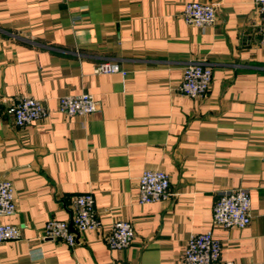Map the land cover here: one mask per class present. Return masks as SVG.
Instances as JSON below:
<instances>
[{"label": "crops", "instance_id": "1", "mask_svg": "<svg viewBox=\"0 0 264 264\" xmlns=\"http://www.w3.org/2000/svg\"><path fill=\"white\" fill-rule=\"evenodd\" d=\"M189 2L216 8L213 26L183 19ZM255 0H0V98L43 102L48 118L17 127L0 119V182L14 184L21 229L0 244V264H185L189 240L213 231L222 260L264 264V47ZM104 62L115 74H96ZM192 63L213 70L206 97L180 93ZM91 94L94 113L58 111ZM146 170L170 176L169 199L139 201ZM249 192L243 229L213 223L218 199ZM92 193L100 231L70 248L41 236L72 222V202ZM132 224L130 247L109 248L114 223Z\"/></svg>", "mask_w": 264, "mask_h": 264}, {"label": "built area", "instance_id": "2", "mask_svg": "<svg viewBox=\"0 0 264 264\" xmlns=\"http://www.w3.org/2000/svg\"><path fill=\"white\" fill-rule=\"evenodd\" d=\"M257 16L260 19V44L264 47V0H255ZM183 19L197 27L213 26L216 23V8L211 4L189 2L185 5ZM121 72L117 64H99L96 74ZM213 82V70L206 64H189L183 72L180 93L190 99L206 97ZM97 104L91 94L64 96L58 101V111L68 116H86L94 113ZM10 115L17 127L23 128L49 117L50 111L42 101L22 97L6 108L0 98V119ZM170 176L162 170H146L139 179V201L151 204L165 201L171 196ZM72 222L50 220L44 227L42 239L59 240L73 248L77 245V234L100 231L102 223L96 212V201L92 193L77 196L72 202ZM17 212L14 184L10 180L0 182V217H10ZM252 202L246 190H234L223 194L215 204L213 223L224 229L243 230L252 220ZM71 225L73 229H71ZM21 229L12 224L0 223V244L18 241ZM134 240V229L130 222L118 220L114 223L106 242L110 249L121 251L130 247ZM223 246L213 231L193 236L184 252L185 264H241L222 260Z\"/></svg>", "mask_w": 264, "mask_h": 264}, {"label": "water", "instance_id": "3", "mask_svg": "<svg viewBox=\"0 0 264 264\" xmlns=\"http://www.w3.org/2000/svg\"><path fill=\"white\" fill-rule=\"evenodd\" d=\"M71 229H73L72 225H71Z\"/></svg>", "mask_w": 264, "mask_h": 264}]
</instances>
